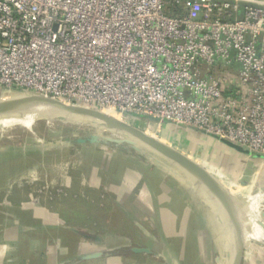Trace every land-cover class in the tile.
<instances>
[{
    "label": "built area",
    "instance_id": "built-area-1",
    "mask_svg": "<svg viewBox=\"0 0 264 264\" xmlns=\"http://www.w3.org/2000/svg\"><path fill=\"white\" fill-rule=\"evenodd\" d=\"M24 92L264 160V0H0V94Z\"/></svg>",
    "mask_w": 264,
    "mask_h": 264
},
{
    "label": "rangeland",
    "instance_id": "rangeland-1",
    "mask_svg": "<svg viewBox=\"0 0 264 264\" xmlns=\"http://www.w3.org/2000/svg\"><path fill=\"white\" fill-rule=\"evenodd\" d=\"M3 96L5 97L6 95L1 93L0 100L3 99ZM111 115L112 117H117L114 112H112ZM118 116L120 117L119 119L135 125L150 135L160 139L164 143L169 144L170 146L190 156L194 161L199 163L202 168L207 170L211 176H213L214 182L218 186L229 192V195H232L233 197L236 196L238 200H242L233 201L234 208L239 204H246L247 206H250L251 217L259 221L258 225L260 222L264 223V184H258L261 178L259 174V166L257 167L255 163L248 165L246 162L242 163L241 161H238L237 167V164L231 165L233 164V161H236L237 159H232L233 161H229V159L226 158L221 159L223 158L222 156L211 159L196 157L192 151L188 150V147H184L181 143H179V141H174L172 139V135L166 133V131H164L165 128H163L162 125L155 123L154 121L130 115L127 118L122 117L119 114ZM71 119L68 118L67 120H63L60 119V117H54L51 120L39 119L33 124V130L22 125L0 128V200H2L0 201V221L2 218H6L7 216L9 217L7 223L11 221L12 226L13 224L20 223L21 221V214H17V212L13 211H21L22 208L17 207V209H14L8 207L7 205L11 199L12 193L8 191L9 187H16L18 189L19 198L17 199L28 198V200L31 201L42 200L43 202L48 203V205L52 207V210L50 208L48 209L51 215L52 213H55L57 216L58 214L65 216L66 214H72L71 210H73L75 215H84L85 213L88 214L92 209H90L88 205L84 204L86 195L83 193L85 192H78L81 190L80 187H85L87 182L82 180V177H80L79 174L73 177L69 184H67V180H64L63 182L57 181L59 178L57 180L53 178L52 174H55V170H53L55 168L53 167H51L53 172H49L47 176H37L39 175L38 172H40L39 165H43L42 163H39L41 160L43 161V153L46 154L45 160L47 162H50L53 158H55V153H57V155L60 157L71 156V159H75L82 150L85 151L87 149L88 151H92L90 149V147H92V153L95 151L98 153L99 151H102L103 155H105L104 159L106 161L108 160L109 163L111 161L116 163L119 161V159L121 160V155L119 156L116 153L114 154V152L119 150L120 152L123 151V153L129 155L128 157H123L124 159L129 158V160L126 161L127 165L129 166L127 168H131L129 170L135 169L139 164L143 167L144 165L150 167L152 170L150 181L153 185V188H155V190L158 192L163 190L162 195H166H159L158 199L160 207L154 209V212L150 213L151 215L149 214L151 217H153V220L151 221L156 222L155 227H153V225L150 223L147 215L145 216V211L150 212L149 209L144 210L141 212V214L139 213V215H141L143 219V224L148 225L155 234H164V236L166 234L172 235L171 238H165L166 240H164L167 245V258L169 261L172 262V264H225L224 254L222 253L223 255L221 257L213 256L211 250L208 249L209 242L207 240L204 243L206 247L205 252H201L202 250L200 249L201 255H199V251L197 250L198 245L196 246L197 241L192 239V232H198L199 230L198 226L200 223L198 222L197 218L199 217V212L201 215V210L203 211L202 207H205L206 213L214 218L213 210L216 206V202L208 195L206 192V187L201 180L196 179L190 173L171 161H168L162 156L153 153L147 146H144L134 137L129 135L126 136V134L125 136H118L116 134L114 135L112 132H95L92 131L94 129L93 123H86L85 121L79 120L72 122ZM174 131L175 130H173V132ZM93 133L100 136H108L109 138L123 139L125 137L124 139L126 140L116 142L113 140H108L107 138L99 137L98 141H101V143L96 144H81L75 141L77 137L91 138ZM118 134L121 135V133ZM103 141L109 142V145ZM194 146V149L196 150V145ZM53 152L54 154L52 155L51 153ZM92 158L96 157L92 156ZM137 159H139L141 163ZM233 167H235V171L237 168H239L238 171H241L243 175L238 177L235 176V174H232V172L230 173L228 169ZM29 168L34 169V171ZM142 170L144 172V169ZM59 171H61V169ZM28 172L30 174H28ZM112 173L113 172H111V174ZM115 179L117 180L116 177ZM244 185H248L247 188H245ZM27 186H29L28 192L25 193L23 187ZM70 199H73L75 203H78L73 209L69 208L67 204L68 200ZM90 199L95 200V197L94 199ZM57 203H65L67 204V208H65V210L63 208L58 209L56 206ZM19 205L21 206L20 201ZM186 211L189 212V217L187 216ZM1 215L4 217H1ZM85 216L86 215H84L82 218L84 219ZM46 217L49 218L48 215ZM93 218L98 219L100 216L98 217L94 215ZM84 221L87 222L86 219ZM215 223L219 229V224L216 222V220ZM263 225L259 226L264 230ZM260 227H258V230L262 231ZM14 229L15 231L17 230L16 227L13 228V231ZM20 231L22 230L20 229ZM262 236L260 234V236H256L254 239L264 242V238H262ZM241 241L245 243L247 240H243L241 237ZM119 242L121 241L115 238H110L109 241H105L106 244L109 243L106 245L107 247L110 245H117ZM146 242L143 245H146ZM222 243L224 252V240H222ZM1 244L2 246L0 251L3 253L1 254L3 257L12 256L13 254L21 255V251H17L19 246L18 243L4 241V243L2 242ZM90 244V248H93L94 245H97L95 243L93 245L92 242ZM148 244L154 248V253H147L142 255V257L154 259V261H156L155 264H158L160 259L158 252L160 254L161 250L158 251V245L155 243H152V245L149 242ZM250 244L253 247H264V244H261L257 241H250L248 245ZM112 249L111 251L108 250L110 251V254L113 251ZM97 252L102 253L100 255L102 256L103 253H105V250L99 249L94 251L93 254ZM125 253L126 254L122 253L121 255L115 254L114 256L121 257L123 255L122 257H128V261L131 262L139 261L137 259H143L140 258L141 256H134L129 250L125 251ZM225 254H227L226 251ZM107 257L112 258L113 255H109ZM88 258L95 259L91 255H89ZM249 258L250 260H248V264H264L263 256L257 255ZM74 259L76 260L75 257L73 260ZM216 259H218L217 262ZM243 259L244 256L242 258V263L246 264L245 261L243 262ZM12 260L13 264L18 263L17 257H13ZM62 264H72V262L67 260ZM230 264H233V262Z\"/></svg>",
    "mask_w": 264,
    "mask_h": 264
},
{
    "label": "crops",
    "instance_id": "crops-1",
    "mask_svg": "<svg viewBox=\"0 0 264 264\" xmlns=\"http://www.w3.org/2000/svg\"><path fill=\"white\" fill-rule=\"evenodd\" d=\"M160 125L165 128L164 131H166V133L172 135L174 141H179L184 147H188V150L192 151L196 157L211 159L222 156L223 158L221 159L226 158L229 159V161L237 159L236 161L232 160L233 164H231H237V167L238 161L242 163L246 162L248 165L255 163L257 167L259 166L261 178L258 184H264V160L256 154H252L249 150H238L194 128L179 126L170 122H162ZM173 130L175 131L173 132ZM194 145H196V150L194 149ZM90 149L93 151L92 147H90ZM92 151H88L87 149L85 151L82 150L75 159H71V156L60 157L55 153V158L50 161L51 163L45 160L46 154L43 153V161L41 160V162H39L43 165H39L40 172H38L39 175H37L45 177L49 172H53L51 168L53 167L55 168L53 169L55 170V174H52L53 178L56 180L59 178L57 181L63 182L67 180V184H69L73 177L79 174L82 180L86 181L87 184H84L85 187H80L81 190L78 192H85L83 193L86 195L84 204L92 209L88 214H84L86 215L84 219L82 218L84 215L77 213V215H75L73 210H71L72 214H66L65 216L61 214L57 216V214L51 212L52 216L48 210L52 207L49 206L48 203L42 200L31 201L28 200V198L17 199L19 198L18 189L16 187H9L8 191L12 193L11 199L10 201L8 200L9 203L7 205L14 209H17V207L22 208L21 211H13L17 212V214H21V221L20 223L13 224V226L17 228L16 231L15 229L13 231L14 227L11 221L7 223L9 217L6 215V218L1 219L0 249L2 242L11 241L19 244L17 251H21V255L13 254L12 256L3 257L1 255L3 253L0 251V264H13V257H17V264H62L67 260L72 262V264H155L156 261H154V259L142 257V255L147 254V252H136L133 250V248H146L149 249L151 253H154V248L148 244L149 242L151 244L155 243L158 245V251L161 250L160 254L158 252L160 256L158 264H172L167 258L168 250L166 242H164L167 238H171L172 235L166 234L164 236V234H155L148 225L143 224V219L141 215H139V213L141 214L144 210L149 209L150 212L145 211V216L147 215L150 223L155 227L156 222L151 221L153 217L150 216V213H153L154 209L160 207L158 197L162 195L163 190L158 192L153 188L150 181V176L152 174L151 168L145 165L143 167L139 164L135 169L129 170L131 168H127L129 166L126 163L129 158H123L129 155L123 153V151L120 152L118 150L114 152L113 150L114 154L121 155V160L119 159L116 163L113 161L110 163L108 160L106 161L102 151H99V153L97 151L92 153ZM51 154L53 155L54 152ZM92 156L96 158H92ZM137 160L139 161V159ZM139 162L141 163V161ZM60 169L61 171H59ZM142 169H144V172ZM31 170L34 171V169ZM238 170L239 168L235 171V167L228 169L230 173L232 172L235 176L240 177L243 174ZM111 172L113 173L111 174ZM28 174L30 173L28 172ZM244 186L247 188L248 185ZM28 188L29 186L23 187L25 193L28 192ZM162 196L166 195L163 194ZM94 197L95 200L90 199H94ZM19 201L21 202V206L19 205ZM67 204L69 208L73 209L78 203L70 199ZM67 204L57 203L56 206L58 209L63 208L65 210ZM231 204L234 205L233 200ZM202 208L203 211L201 210V215L199 212V217L197 218L200 223L198 226L199 230L198 232H192V239L197 241L196 246L198 245L197 250L199 251V255H201L200 249L202 250L201 252H205L206 247L204 243L207 240L209 242L208 249L211 250L212 255L221 257L225 253V246L223 252L222 243L224 238H222L220 229H218L215 223V217L212 218L206 213L205 207ZM186 212L189 217V212ZM47 215L49 218L46 217ZM94 215L100 216V218L95 219L93 218ZM1 217L4 216L1 215ZM85 219L87 222L84 221ZM20 229L22 231H20ZM260 232L263 235L262 238H264V230L262 229ZM110 238L119 239L121 242L117 245H110L107 247L106 245L109 243L106 244L105 241H109ZM250 241L258 240L249 239L246 241V244ZM91 242L93 245L94 243L97 245L90 248L89 244ZM145 242L146 245H143ZM110 248L113 250L111 254L109 253L111 251ZM99 249L105 250L102 256L94 257L95 259L88 258L89 255H92L94 251ZM127 250L134 256H141L140 258L143 259H137L139 261L131 262L128 261V257H122L123 255L121 257L114 256L115 254H126L125 251ZM109 255H113V257H107ZM257 255L264 257V247H253L251 244L247 245L243 253V262L245 261L246 264H248L247 262L250 260L249 257ZM74 257L76 260H73ZM217 260L218 259H216V262Z\"/></svg>",
    "mask_w": 264,
    "mask_h": 264
},
{
    "label": "water",
    "instance_id": "water-1",
    "mask_svg": "<svg viewBox=\"0 0 264 264\" xmlns=\"http://www.w3.org/2000/svg\"><path fill=\"white\" fill-rule=\"evenodd\" d=\"M2 98L3 99L0 100V105L14 104L16 106H20L22 103L32 101L35 99H40L42 101H48V102H51L54 106H56L58 109H60L62 112L68 114V116L63 115V117H60V119H63V120H67L68 118L76 119L77 118L76 116H81L82 118L84 117L90 118L91 120H96L98 122L111 126L112 128L116 130V132H119L124 135L126 134V136L129 135L131 137H134L139 142H141L144 146H147L153 153L162 156L168 161H171L172 163L178 165L179 167H181L182 169L190 173L196 179L201 180L206 187V191H208V186L211 184L215 187L216 191L220 192L221 194L222 192L229 193L223 190L220 186H218L214 182L213 176H211L207 170L202 168L199 165V163L194 161L190 156H188L184 152L170 146L169 144L164 143L163 141L156 138L155 136L150 135L149 133L143 131L142 129L136 127L135 125L127 121H124V120H121L115 117H109L107 114L103 112V110L91 108V107H85L81 105H71V104L64 103L53 97H48L45 95L29 93V92L16 93V94L11 93L10 95L8 94L5 97L3 96ZM99 137L107 138L108 140H113L116 142H121L123 140H126L124 139L125 137L123 139L122 138L117 139V138H109L108 136H100V135H96L93 133L91 138L77 137L75 141L81 144H84V143L96 144V143H101V141H98ZM224 142L227 145H230L238 150H241V151L247 150L243 148L242 146L237 145L233 142H230L227 140H225ZM104 143H107L109 145V142H104ZM232 198L234 201H242V200H238L236 196L235 197L232 196ZM220 208L221 210L224 211L227 218H229L232 221L233 226L235 228V233H236V237L234 239L235 250H234L233 255H231V258L233 260L232 262H234V264H242L243 253L249 243L246 244V242L244 243L241 241L240 236L242 233V228H241L239 216L235 214V212L232 213L230 210L227 209L225 205V201H223V203L221 202ZM263 224H264L263 222L259 223V225L261 226ZM259 243L264 244V242H259ZM224 245H225V242H224ZM133 250L136 252L145 251L147 253H151V251L146 248H133ZM101 254L102 253L97 252L95 254H92L91 256L99 257Z\"/></svg>",
    "mask_w": 264,
    "mask_h": 264
},
{
    "label": "bare ground",
    "instance_id": "bare-ground-1",
    "mask_svg": "<svg viewBox=\"0 0 264 264\" xmlns=\"http://www.w3.org/2000/svg\"><path fill=\"white\" fill-rule=\"evenodd\" d=\"M103 112L109 117H112L111 113L114 112L116 116L120 118L113 108H105L103 109ZM63 115L68 116V114L62 112L51 102L42 101L40 99L22 103L20 106H16L14 104H3L0 105V128L22 125L28 129L33 130V124L36 120H51L54 117H63ZM76 117L77 118L75 120L71 119L72 122H76L77 120H79L85 121L86 123H93L94 129L92 131L99 133L112 132L114 135L116 134L118 136H125L124 134H118L119 132H116V130L111 126H108L96 120H91L90 118L85 117L82 118L81 116ZM206 192L216 202L215 209L213 210V215L217 223L219 224L221 235L223 233L222 238H224L225 251L227 253H224L225 264H228V261L230 264L232 262L231 255H233L235 250L234 239L236 237V233L232 221L227 218L224 211L220 208L221 202L223 203V201H225L227 209L232 213L235 212V214L239 216L242 228L240 237H242L243 240L254 239L256 236H260L261 230H258L259 221L251 217L250 206H247L246 204H239L234 208V206L231 204L233 198L228 193L222 192L221 194L220 192L216 191L215 187L211 184L208 186V191Z\"/></svg>",
    "mask_w": 264,
    "mask_h": 264
}]
</instances>
